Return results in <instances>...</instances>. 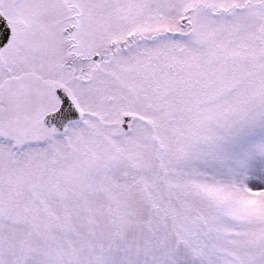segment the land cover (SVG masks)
<instances>
[{
  "label": "snow or ice",
  "instance_id": "6c2138e0",
  "mask_svg": "<svg viewBox=\"0 0 264 264\" xmlns=\"http://www.w3.org/2000/svg\"><path fill=\"white\" fill-rule=\"evenodd\" d=\"M0 264H264V0H0Z\"/></svg>",
  "mask_w": 264,
  "mask_h": 264
}]
</instances>
